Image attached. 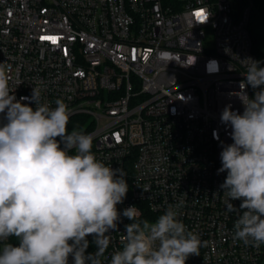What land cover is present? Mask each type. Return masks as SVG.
Returning a JSON list of instances; mask_svg holds the SVG:
<instances>
[{
  "label": "built area",
  "instance_id": "1",
  "mask_svg": "<svg viewBox=\"0 0 264 264\" xmlns=\"http://www.w3.org/2000/svg\"><path fill=\"white\" fill-rule=\"evenodd\" d=\"M253 4L0 0V63L10 66L17 100L35 88L42 104L54 108L59 98L68 105L69 131L91 134L95 156L126 173L121 213L136 206L138 219L155 222L184 200L179 219L206 242L186 264H264V245L233 239L236 215L225 211L226 173L218 174L222 144L232 143L221 112L228 104L243 112L229 94L241 91V61H258L248 28ZM231 203L239 209L241 201ZM128 223L122 217L111 233L102 264L122 250Z\"/></svg>",
  "mask_w": 264,
  "mask_h": 264
},
{
  "label": "clouds",
  "instance_id": "2",
  "mask_svg": "<svg viewBox=\"0 0 264 264\" xmlns=\"http://www.w3.org/2000/svg\"><path fill=\"white\" fill-rule=\"evenodd\" d=\"M241 62L246 67L241 91L229 95L237 96L244 110L228 104L221 112L232 143L222 144L218 174L226 173L220 185L225 211L236 215L233 239L259 248L264 245V67L250 57ZM10 80V66L0 63V264H102L122 217L130 223L110 264H186L200 255L206 242L179 219L184 200L168 204L155 222L138 219L136 206L121 213L117 205L129 190L123 169L95 156L91 134L69 131L70 111L62 99L51 108L33 88L31 97L17 100ZM235 200L241 201L239 209ZM89 236L95 252L87 251ZM11 237L18 243H8Z\"/></svg>",
  "mask_w": 264,
  "mask_h": 264
},
{
  "label": "trees",
  "instance_id": "3",
  "mask_svg": "<svg viewBox=\"0 0 264 264\" xmlns=\"http://www.w3.org/2000/svg\"><path fill=\"white\" fill-rule=\"evenodd\" d=\"M248 28L253 41V51L261 62L260 66L264 67V0H254Z\"/></svg>",
  "mask_w": 264,
  "mask_h": 264
},
{
  "label": "snow or ice",
  "instance_id": "4",
  "mask_svg": "<svg viewBox=\"0 0 264 264\" xmlns=\"http://www.w3.org/2000/svg\"><path fill=\"white\" fill-rule=\"evenodd\" d=\"M197 16L200 17L201 19L204 18L200 13H197ZM42 39L52 40L54 43L56 42V38H54V37L45 36V37H42Z\"/></svg>",
  "mask_w": 264,
  "mask_h": 264
}]
</instances>
